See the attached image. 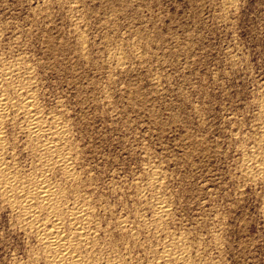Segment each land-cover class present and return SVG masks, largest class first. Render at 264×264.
<instances>
[{"label":"rangeland","instance_id":"1","mask_svg":"<svg viewBox=\"0 0 264 264\" xmlns=\"http://www.w3.org/2000/svg\"><path fill=\"white\" fill-rule=\"evenodd\" d=\"M1 70L0 264H51L41 177L85 264H264V0H0Z\"/></svg>","mask_w":264,"mask_h":264},{"label":"bare ground","instance_id":"2","mask_svg":"<svg viewBox=\"0 0 264 264\" xmlns=\"http://www.w3.org/2000/svg\"><path fill=\"white\" fill-rule=\"evenodd\" d=\"M13 73H14L13 71H8V70L7 71L6 70L0 71V143L3 141V137H2L3 132H2L1 125H2L3 120L5 119L6 112H7L6 110L9 107V98L2 91L1 87H2V83L6 79L11 78L14 75ZM24 100H26V99H24ZM19 104H22V102L20 101ZM24 110H25V112H24L25 116L27 117V120L29 122L30 129H28V131H29L28 134L31 135L30 137L40 138L41 136L45 135V132H47V130H45L42 119L38 116V113L36 112V106H35L34 102L27 99L24 102ZM56 136H57V134H56ZM63 136H64L63 133H58V136L55 139V142L58 143V142H61L62 140L64 141L65 138ZM37 140H39V139H37ZM44 140H45V138H44ZM47 142H46V144H47ZM51 143L54 144V142H51ZM51 143H49V144H51ZM53 144L52 145L47 144L46 148L48 150H51L52 148H54V147H52ZM42 145H45V144H42ZM41 148H42V146H41ZM54 149H56V148H54ZM1 152L2 151H0V170H1L0 172H3V174L5 173V176L3 178L4 179L3 185L5 186V188H7V190L10 191L13 188H15V181L13 179H11L10 177H8L9 175L7 176L6 169H5L6 167L1 168V166H2ZM51 155L55 156V154H51ZM60 157L61 156H59V158ZM47 162H49V161H47ZM69 162H70L69 159L67 157H63V156L60 158V161H59V163H61L63 170L65 171V174L69 178H73V173H72V169H71V165H70L71 163L69 164ZM3 166H4V164H3ZM51 169H53V168H51ZM26 187L27 186L17 187L19 189L18 190L19 198L14 200V201L11 200V198H10V200H11L10 206L13 209L17 210V213H18V211L21 213V217H23L24 222L25 221L27 222V224L29 225V228L35 229L37 231V233L39 234V238H41L40 241L43 243L42 245H44L43 247L45 248L46 252L51 255L50 256L48 254L49 255L48 260H47L48 263L64 264L65 262H69V264H85L86 261L82 260L80 258L81 256L79 254H77L78 248H77V245L74 244L73 242H74L76 236H79L80 237L79 239H83L85 237L86 228H85V226L79 225V223H80L79 221L86 218V216L89 214V211L85 207L81 208V209L79 208L72 215L73 219L72 218L71 219L74 220V222H76L75 226L73 225L74 236H75V237H73L74 239L72 237H69L70 235L69 236H63V234L61 232V210H60L61 208H60L59 201H58V194H59V193H57L58 191L54 187H52L50 184H48L47 181L43 177H41V179L36 183V186L34 189H32V187H31V189L30 188L28 189V187L27 188ZM163 209H164V207L163 208L160 207V213L161 214L164 212ZM42 213H45L46 220H47V221H45L44 224L39 223L40 220H39L38 216H40V214L43 215ZM87 218H88V216H87ZM46 257H47V255H46Z\"/></svg>","mask_w":264,"mask_h":264}]
</instances>
